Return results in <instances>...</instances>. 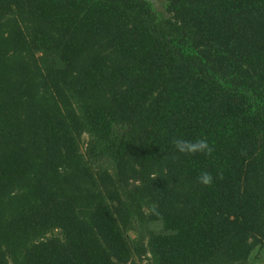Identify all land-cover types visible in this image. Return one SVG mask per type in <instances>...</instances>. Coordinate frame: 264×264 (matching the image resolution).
Instances as JSON below:
<instances>
[{
	"label": "trees",
	"instance_id": "1",
	"mask_svg": "<svg viewBox=\"0 0 264 264\" xmlns=\"http://www.w3.org/2000/svg\"><path fill=\"white\" fill-rule=\"evenodd\" d=\"M256 249L264 0H0V264H248Z\"/></svg>",
	"mask_w": 264,
	"mask_h": 264
},
{
	"label": "clouds",
	"instance_id": "2",
	"mask_svg": "<svg viewBox=\"0 0 264 264\" xmlns=\"http://www.w3.org/2000/svg\"><path fill=\"white\" fill-rule=\"evenodd\" d=\"M172 144L177 152L181 154L195 155L197 153H203L211 155L214 151L210 146L207 139L186 140L182 137H176L172 140ZM157 177L153 175V179ZM214 177L208 171H202L198 177V182L204 186H210L213 183ZM155 211V206H153Z\"/></svg>",
	"mask_w": 264,
	"mask_h": 264
},
{
	"label": "rangeland",
	"instance_id": "3",
	"mask_svg": "<svg viewBox=\"0 0 264 264\" xmlns=\"http://www.w3.org/2000/svg\"><path fill=\"white\" fill-rule=\"evenodd\" d=\"M263 262H264V250L259 251L256 249L251 255L248 264H261Z\"/></svg>",
	"mask_w": 264,
	"mask_h": 264
}]
</instances>
